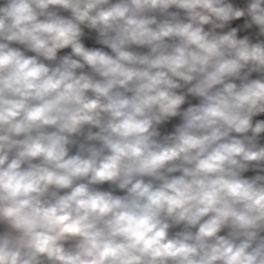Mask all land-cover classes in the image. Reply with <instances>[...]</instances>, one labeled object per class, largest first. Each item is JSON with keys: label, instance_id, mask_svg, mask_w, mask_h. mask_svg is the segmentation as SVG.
<instances>
[{"label": "clouds", "instance_id": "clouds-1", "mask_svg": "<svg viewBox=\"0 0 264 264\" xmlns=\"http://www.w3.org/2000/svg\"><path fill=\"white\" fill-rule=\"evenodd\" d=\"M0 264H264V0H0Z\"/></svg>", "mask_w": 264, "mask_h": 264}]
</instances>
